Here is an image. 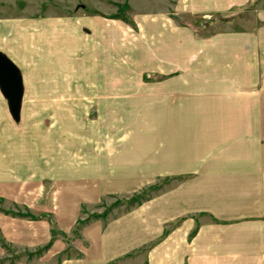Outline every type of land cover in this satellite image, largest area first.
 Wrapping results in <instances>:
<instances>
[{
    "label": "crops",
    "instance_id": "0c3cea01",
    "mask_svg": "<svg viewBox=\"0 0 264 264\" xmlns=\"http://www.w3.org/2000/svg\"><path fill=\"white\" fill-rule=\"evenodd\" d=\"M251 3L253 29L192 22ZM0 53L23 85L18 123L0 92V264H264V0L0 17Z\"/></svg>",
    "mask_w": 264,
    "mask_h": 264
},
{
    "label": "rangeland",
    "instance_id": "374dc122",
    "mask_svg": "<svg viewBox=\"0 0 264 264\" xmlns=\"http://www.w3.org/2000/svg\"><path fill=\"white\" fill-rule=\"evenodd\" d=\"M174 0H0V17H15V16H60L67 14L88 13L96 14L98 16H105L109 19L129 20L134 13H166L172 16V7ZM255 5L249 4L241 8L232 9L225 15L213 16H198L192 19V22L201 29L203 35L213 34L226 30H248L255 27ZM202 35V33L198 32ZM36 101V99H29ZM27 100L26 105H30ZM38 101H45L47 99H37ZM46 106V102L43 103ZM88 114L92 118L94 112L92 109ZM36 116L42 117L41 114H24V121H37ZM63 116V115H61ZM61 119L60 121L56 118ZM63 121L59 115L54 117L51 115L49 119L44 118V128L51 127V123ZM20 122V120L18 121ZM16 122V123H18ZM36 127V126H32ZM54 127V126H52ZM26 135H24L25 137ZM158 183L153 187L134 194L129 199L117 198L115 202H111L105 206L103 210L104 215H108L113 207L125 206L135 202L151 197L157 190ZM153 188V189H152ZM124 208V209H125ZM7 261L1 264H15L16 261L22 257L34 258L37 253L30 251H20L14 248H8ZM10 254V256H9Z\"/></svg>",
    "mask_w": 264,
    "mask_h": 264
},
{
    "label": "water",
    "instance_id": "95a60500",
    "mask_svg": "<svg viewBox=\"0 0 264 264\" xmlns=\"http://www.w3.org/2000/svg\"><path fill=\"white\" fill-rule=\"evenodd\" d=\"M0 92L6 100L9 114L15 122L20 120L23 85L19 69L0 53Z\"/></svg>",
    "mask_w": 264,
    "mask_h": 264
}]
</instances>
